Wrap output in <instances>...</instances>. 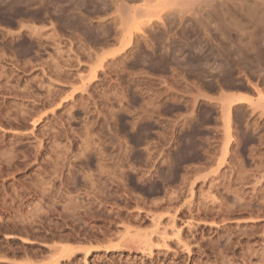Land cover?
Segmentation results:
<instances>
[{
  "label": "rangeland",
  "instance_id": "374dc122",
  "mask_svg": "<svg viewBox=\"0 0 264 264\" xmlns=\"http://www.w3.org/2000/svg\"><path fill=\"white\" fill-rule=\"evenodd\" d=\"M263 114L264 0H0V264H264Z\"/></svg>",
  "mask_w": 264,
  "mask_h": 264
},
{
  "label": "bare ground",
  "instance_id": "6f19581e",
  "mask_svg": "<svg viewBox=\"0 0 264 264\" xmlns=\"http://www.w3.org/2000/svg\"><path fill=\"white\" fill-rule=\"evenodd\" d=\"M20 5V4H19ZM258 7V6H257ZM222 9V8H221ZM225 13V12H224ZM64 14V13H63ZM12 17V16H11ZM210 24V23H209ZM215 25V24H214ZM219 27H221V26H219ZM225 30V29H224ZM223 34V33H222ZM41 36V35H40ZM55 37V36H54ZM218 39V38H217ZM42 40V39H41ZM220 41V40H219ZM192 46V45H191ZM92 48V47H91ZM167 48V47H166ZM61 52V51H60ZM145 55V54H144ZM55 63V62H54ZM53 63V64H54ZM213 65V64H212ZM58 66V65H57ZM55 67V66H54ZM61 68V67H60ZM50 71V70H49ZM57 72V71H56ZM234 83V82H233ZM245 97V96H244ZM244 97H235V100H244L245 98ZM233 101V100H232ZM264 115V114H263ZM141 239V238H140ZM144 239V238H143ZM134 241V240H133ZM128 242V241H127ZM140 242H142V241H140ZM153 242V241H152ZM161 243V242H160ZM130 244H134L133 242L131 243L130 242ZM134 245H136V244H134ZM146 245V244H145ZM148 245V244H147ZM147 248V247H146ZM145 251V250H144ZM150 251H151V249H150Z\"/></svg>",
  "mask_w": 264,
  "mask_h": 264
},
{
  "label": "crops",
  "instance_id": "0c3cea01",
  "mask_svg": "<svg viewBox=\"0 0 264 264\" xmlns=\"http://www.w3.org/2000/svg\"><path fill=\"white\" fill-rule=\"evenodd\" d=\"M244 95H245V93H239V94H236L235 97H243Z\"/></svg>",
  "mask_w": 264,
  "mask_h": 264
}]
</instances>
